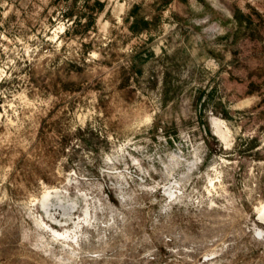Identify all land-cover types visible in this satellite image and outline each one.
Wrapping results in <instances>:
<instances>
[{"label": "rangeland", "instance_id": "1", "mask_svg": "<svg viewBox=\"0 0 264 264\" xmlns=\"http://www.w3.org/2000/svg\"><path fill=\"white\" fill-rule=\"evenodd\" d=\"M263 205L264 0H0V264H264Z\"/></svg>", "mask_w": 264, "mask_h": 264}, {"label": "bare ground", "instance_id": "2", "mask_svg": "<svg viewBox=\"0 0 264 264\" xmlns=\"http://www.w3.org/2000/svg\"><path fill=\"white\" fill-rule=\"evenodd\" d=\"M47 196V195H46ZM260 211L264 214V205L261 207ZM264 216V215H263ZM61 234V233H58Z\"/></svg>", "mask_w": 264, "mask_h": 264}]
</instances>
